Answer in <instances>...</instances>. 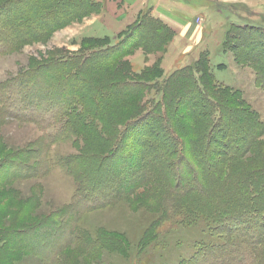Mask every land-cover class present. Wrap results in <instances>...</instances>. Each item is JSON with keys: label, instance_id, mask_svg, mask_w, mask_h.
<instances>
[{"label": "trees", "instance_id": "16d2710c", "mask_svg": "<svg viewBox=\"0 0 264 264\" xmlns=\"http://www.w3.org/2000/svg\"><path fill=\"white\" fill-rule=\"evenodd\" d=\"M101 9L95 0H0V56L99 15ZM142 19L123 33L129 35L126 43L137 38L135 44L148 51L163 47L172 36L167 24L156 17ZM85 43L90 49L30 68L12 78L11 85H0L5 114H22H16L17 120L28 116L44 128L48 144L70 142L75 148L56 161L75 185L71 202L63 208L31 219L23 207L11 218L14 197L10 192L0 195V264H23L30 257L43 264H79L80 256L99 262L105 251H120L121 238L100 234L94 239L80 222L86 214L127 201L138 185L154 187L155 193L146 196L163 214L162 222L179 213L184 224L202 215L216 225L224 244L202 251L206 263L264 264V124L246 109L240 91L218 86L206 59L198 63L199 80L191 69H183L176 75L179 92L163 84L162 102L147 109L138 101L154 88L143 79L134 81L136 75L121 63L129 50L120 44L94 51L93 46L105 45L106 39ZM225 46L236 62H249L258 70L264 87V29L232 31ZM161 73L155 69L152 76ZM33 81L35 99L27 91ZM177 98L191 106L192 123L200 128L189 140L202 138V180L194 179L187 189L172 179L173 166L179 170L182 165L176 159L184 157L170 124V104ZM29 112L32 116L26 115ZM175 145L179 149L174 153ZM41 147L33 153H5L0 144V192L14 181L49 174L52 159L48 147ZM148 156L152 159L145 160ZM6 207L10 209L1 210Z\"/></svg>", "mask_w": 264, "mask_h": 264}, {"label": "rangeland", "instance_id": "374dc122", "mask_svg": "<svg viewBox=\"0 0 264 264\" xmlns=\"http://www.w3.org/2000/svg\"><path fill=\"white\" fill-rule=\"evenodd\" d=\"M95 1L102 5L99 15L71 23L51 33L42 41L20 46L0 56L1 88L11 85L12 78L30 68L82 53L86 50L85 48H88L85 41L89 38L106 39L105 45H94V51L120 44L125 46L129 52L123 57L121 63L128 64L131 73L136 75L133 77L134 81L137 78L143 79L154 88L144 93L143 99L138 101L147 109L153 104L162 102L165 97L163 93H160L163 84H168L170 89L179 92L180 84L176 75L183 69H191L195 79L199 80L201 77L198 72L199 62L208 59L215 83L218 86H230L239 90L245 100L246 109L257 114L259 121L264 124V87L258 79V70L249 62H236L231 48L227 49L225 46L232 31L237 32L246 27L264 29V0ZM117 6L124 7L128 11L130 7H139L138 11L130 17L127 27L120 32L118 30L123 24L120 23L121 20L116 19L119 14L115 13ZM161 6H164V9L172 8L175 13V16L173 14L169 16L168 24L165 19L164 21L160 18L167 24L172 35L169 34L170 40L163 47L151 51L144 46H137L135 44L137 38L131 39L129 46V43L125 41L127 35L123 33H128L129 28L136 22L140 21L139 25L144 22L142 19L144 16H159L158 10ZM176 20L182 22L180 26L175 27L170 22ZM155 69L162 72L157 78L152 76ZM147 73L150 75L146 76ZM35 84L33 81L27 90L33 99L38 97L37 90L34 88ZM179 101L177 98L170 104L172 110L170 124L175 130V137L183 144L184 157L176 159L182 165L179 170L177 166H173L175 174L173 173L172 179L177 186L182 185L183 189H187L194 179L198 183L202 180V138L200 142L189 140L190 135H194L200 128H196L192 123L191 117L195 113L191 106L180 104ZM2 109L1 103L0 144L4 146L5 153L24 149L25 151L29 149L33 153L46 145L53 165L49 174L41 179L14 181L13 184L5 187L0 195L10 192L14 197L15 205L11 209L6 207L1 210L10 209L11 218H13L15 213L24 207L30 211L31 219H41L63 208L72 200L75 191L74 182L62 163L58 164L56 161H59V158L62 159L63 155L74 152L75 148L72 144L70 145V142L48 144L46 132L42 126L32 122L33 120L28 116L26 120H17L16 114H22L15 112L10 117ZM26 115L32 116L30 112ZM163 138L159 136L160 140ZM131 139L126 141L127 144L131 142ZM262 139L264 140V137ZM178 149L175 145L172 152L175 153ZM1 159L2 156H0ZM36 159L33 158L31 161L35 162ZM140 159L141 156L137 161ZM149 159L152 158L148 156L145 160ZM153 188L150 185L142 188L138 185L136 193L129 195L127 201L83 216L80 224L94 239L100 234L115 235L127 246L124 248L121 243L120 251H105L99 262L96 259L87 260L80 256L79 264H213L210 260L206 263V254L203 252H206L205 249L209 245L218 247L224 244L223 238L216 235V225L208 222L202 215L192 223L184 224L183 216L179 213L178 216L170 217L172 221L168 222L164 219L162 222L163 214L152 204L153 200L146 196L147 192L155 193ZM157 221L159 222L155 225ZM159 223L160 226H158ZM23 264L43 263L39 258L30 257Z\"/></svg>", "mask_w": 264, "mask_h": 264}, {"label": "crops", "instance_id": "0c3cea01", "mask_svg": "<svg viewBox=\"0 0 264 264\" xmlns=\"http://www.w3.org/2000/svg\"><path fill=\"white\" fill-rule=\"evenodd\" d=\"M115 1H117V0H115ZM114 1V2H115ZM120 2H122L123 0H119ZM138 6H135L134 8H132V7H130V8H128L129 9V11L126 9V8H124V7H122V8H119V6H117L116 8H115V13H119L118 14V16L116 17V19H118V20H121V24H123L122 25V27L118 30V32H120V31H122V29H125L126 27H127V25L129 24V19H130V17L136 12V11H138ZM126 11H128V12H126ZM160 13L158 14L159 16H157L156 18H158L159 17V19L161 18V19H165L167 22V24L169 23V20H170V18H169V16H171V14H173L174 16H175V13H174V10L172 9V8H168V9H164V6L162 7L161 6V8H159V10H158ZM164 20V21H165ZM172 24H174L175 25V27L178 25V26H180V23H182L181 21H175V22H173V21H170ZM192 23V22H191ZM194 23V22H193ZM187 25H188V23H187ZM190 27V26H189ZM188 27V28H189ZM191 29V27L189 28V30Z\"/></svg>", "mask_w": 264, "mask_h": 264}]
</instances>
